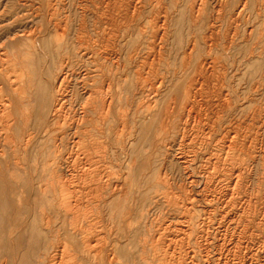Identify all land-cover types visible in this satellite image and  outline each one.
<instances>
[{
	"label": "bare ground",
	"instance_id": "1",
	"mask_svg": "<svg viewBox=\"0 0 264 264\" xmlns=\"http://www.w3.org/2000/svg\"><path fill=\"white\" fill-rule=\"evenodd\" d=\"M45 2V7H41L51 15L60 12V8L65 10L67 4L70 10L79 12L82 20L77 33L82 35L75 40L77 46H72L61 58L51 91L47 93L50 95L47 105L43 79L41 93L37 90L41 94L38 111L34 112L31 97L35 95L30 91L33 79L32 76L26 79L27 69L20 59L18 73L15 79L12 77L13 103L8 101L3 105V100L0 101L5 117L11 118L8 129H14L17 136L15 139L11 133L5 141L9 139L12 151L23 155L14 160L6 157L9 159L7 165L5 162L7 178L14 190L18 184L24 185L29 176L34 185L39 170L56 178L63 179L66 173L74 177V181L66 180L58 189L53 185L51 189L41 185L38 188L39 196L52 204V209L42 211L43 221L45 228L55 232L57 241V244L48 243L39 264H84L85 261L89 264H264V196L260 194L264 186V75L254 79L246 90L240 86L234 90L240 106L237 102L233 106L229 92L221 85L212 95L205 91L216 67L212 59L215 51L229 54L232 49L239 55L238 49L242 47L236 43L238 31L234 28L227 31L224 42L220 43L223 13L233 2L231 20L237 21L250 6L257 20L255 27L244 33L251 45L238 58L239 65L256 59L258 68L264 70V0H214L215 20H207V0H190L187 13L199 31L180 47L181 64L177 69L169 66L166 53L169 50L177 53L176 47L171 48V10L179 5V0H98V5L87 0ZM90 6L93 15L97 12L92 31L93 69L81 70L77 60L91 57L82 46L87 23L84 15ZM61 24L57 25L61 36L56 35L59 42L56 41L66 45L69 17ZM62 36L65 39L61 42ZM31 53L30 57L35 55V51ZM190 74L192 78L186 80ZM146 75L152 76L153 82L146 83ZM79 96L85 97L84 104H78ZM215 101L217 104L210 109L209 102ZM194 105L199 107L200 114L192 112ZM91 114L93 136L87 135L85 129ZM48 122H52V128ZM41 123L43 127L39 129ZM145 123L155 127L154 152L148 156L152 158L149 171L152 177L136 194L132 193L133 203L124 213L125 219L116 229L104 231L103 209L109 198L127 192V177L136 170L139 158L132 156L129 147L137 143V134ZM36 129L41 136L33 133ZM177 140L179 147L174 150ZM31 149L35 151L33 164L25 162ZM4 155V149H0V159L7 156ZM171 159L183 175L180 187L168 166ZM258 173L261 175L255 190L253 178ZM19 176L23 177L20 183ZM88 179L93 180L94 186L93 219L87 218L83 223L81 188ZM42 199L39 198L40 203ZM21 202L22 199L18 200L19 205ZM70 217L76 222L66 224ZM53 226L56 229L52 230ZM7 228L11 242L19 230L11 222ZM61 251L65 258L60 262Z\"/></svg>",
	"mask_w": 264,
	"mask_h": 264
},
{
	"label": "rangeland",
	"instance_id": "2",
	"mask_svg": "<svg viewBox=\"0 0 264 264\" xmlns=\"http://www.w3.org/2000/svg\"><path fill=\"white\" fill-rule=\"evenodd\" d=\"M87 1L88 2L92 1L95 4H97L98 0H87ZM179 1H180L179 5L176 8H173L171 10L173 13L172 14V23H171V36L173 38V43H171V48L176 47L177 53L174 52L175 50H173L171 53L169 50L170 48H168L169 52L166 53V55H167L166 61L169 63V66L171 68H176V69L181 64L182 48H180V47H184L186 44V41L189 38L195 36L196 33L199 31V29L192 24V21L189 18V13H187L188 12L187 7L189 5L190 0H179ZM207 1H208V7L206 8L207 9L206 13L208 15L207 20L208 19L209 20H213V19L215 20V18H217L216 12H214L212 9V5L214 3L212 1H214V0H207ZM32 2H30V0H21V1H18V0H0V87H1L0 88L1 89L0 90V101L3 100L1 102L2 104H3V102L6 103L8 101H12V103H13V99L15 98V96L13 95L14 93L12 94V92H13L12 83H13V80L15 79V77L18 73V70L20 68V64H21L20 62H22V65H24L25 68L27 69V71L25 73L26 79L28 76H32V79H33L32 87H31V89H33V90L30 89V91L32 93V96L33 95H35V96L31 97L32 98L31 100H32V106L34 107L33 110H35L34 112H37L38 111V108H37L38 104L37 103H38L39 97L41 95L40 94L41 93L40 88L43 86L44 92L46 91L45 92V96H46L45 97V104L47 105L48 104L47 101L50 97V95L49 94L47 95V93H50V91H51V82H53L55 79V74L58 71L57 69L59 68L61 58L63 56H66L65 52L70 50L72 48V46H75V47L77 46V43L75 40L77 37L82 35V34L78 35V33H77L79 26H80V23H81V20H82V15L79 12L75 13L73 9L70 10L71 7L68 4H67L65 10H64V8H62V9L60 8L59 9L60 12L58 11L57 14L51 15L50 13H48L47 11L42 9V7H41V5L43 7H45V3H46L45 0H37V1H32ZM76 2H77V0H76ZM30 3H32V4H30ZM167 4H168V6H170L169 1L167 2ZM171 4H172V2H171ZM233 5L235 6L234 2L230 6L228 5L227 8L225 9L224 13H223L224 14L223 15L224 16V21H223L224 23H222V25H221L222 28H221V35H220V43L222 44L224 42V36H226L227 31H229L230 29H231L230 31H234V29H235L236 32L237 31L239 32V33L238 32L236 33V35H238V36H236V43L239 45H242V47L238 49V51H240L239 55H238V53H236L237 50L234 51L232 49L229 51V54L224 53L223 51L220 52V50L215 51V53L213 54L214 56L212 55V59H215L214 61H216V67L212 70L213 75L210 76V78H209L210 84L208 85V88L205 91L209 95H212L214 93V91L217 90V88L220 87V85H221L229 92V95L231 96V102H232L233 106H235L236 102L238 100V97H237L236 93H234V90L237 89L239 86L242 87L244 90H246L249 87V85L253 82L254 79H258L261 76V74L264 75V70H263V67L261 70L258 68V63H255L256 59L245 62L244 65L243 64L239 65L238 60L240 59V57H243L244 53L246 52V49L248 51V49L251 45V42L246 41V40H248V38H247V35H245L244 33L246 32V30L252 28L253 26L255 27V25L257 24V22H256L257 20L255 21L254 14L252 13V10H251V6L248 9H246L240 15L239 18H237V21H234L233 19L231 20L230 17H231L232 12L235 8V7H233ZM36 7H37V9H36ZM39 7L41 8V11L38 10ZM30 8L31 9L34 8V9L31 10ZM67 9L70 11L67 12L68 11ZM34 10H35V12H34ZM42 10H43V12H42ZM32 12H34V13H32ZM48 14H50V15H48ZM64 15H65V17L66 16L69 17V33H68L67 37L64 36L66 39L63 36L61 37V39H62L61 42L65 39L69 44L59 45V44H57L59 42V40L56 38L57 37L59 38V36H61V34H59L60 30L57 29V25H59V23H60V25H62L61 22H63V19L65 20ZM84 16H85V22H87V23L85 24L86 30L83 32L84 33L83 37H84L85 41L83 42L82 46H83V48H85V50L87 52L90 53L89 56H91V57L86 59V61L77 60V67L78 68L80 67L81 70H84V68H86V67L93 69V54L92 53H93V38H94V36H93L92 31L94 30L93 29L94 28V25H93L94 21L93 20L97 19V12L95 13V15H93V6H90L88 13H86ZM78 17H79V20H78ZM244 21H246V22H244ZM231 22L234 23L232 26L230 24ZM259 22L261 23L262 20H259ZM237 24H239L238 28L236 26ZM97 27H99V26H97ZM56 30H57V33H56ZM21 35L23 37H21ZM56 35H57V37H56ZM28 36L32 37L34 42H32L31 41L32 39L31 38L29 39ZM25 37L28 39H26ZM12 40H13V42H12ZM56 40H58V42ZM245 43H246V45H244ZM33 50L35 51V53ZM31 52H33L35 55L30 57L29 54ZM33 53H31V54L33 55ZM27 54H28L29 58H28V56H26ZM45 54L47 55V58L45 57L46 56ZM223 54H224V56H223ZM36 56H37V58H36ZM48 57H50V58H48ZM48 59H50V60H48ZM45 61H47V62H45ZM262 62L264 63V57L262 59ZM149 63H150L149 61L146 62L145 67L147 70L150 67ZM82 66H83V69H82ZM6 68H7V70H6ZM12 69H13V71H12ZM131 76L129 77L130 79H132ZM192 76H193V74H190L189 76L186 77V80L187 79L190 80L192 78ZM145 77H146L145 78L146 83L150 84L151 82H153L152 76L146 75ZM41 80H43V85L41 84L42 86L40 85ZM241 83L244 85H241ZM35 84H37V85H35ZM36 86H38L39 89ZM176 86L178 87V85H176ZM37 90L40 93H38ZM68 90L71 93L72 87L70 86V88ZM176 90L178 92L180 91L179 88ZM32 91H34V92H32ZM34 93H36L38 96H36V94H34ZM131 93H132V91H131ZM10 94H11V96H10ZM36 97H38V98H36ZM84 101L86 102V99L84 96L78 97V104H80V103L84 104ZM1 103H0V107H2V108H0V112H1L0 113V137H1L0 138V140H1L0 145L2 144L3 148L0 147V149H4L5 155H7V156L4 155L5 157L0 159V161H1V163H0V165H1L0 166L1 167L0 174L1 175L5 174V176L0 175V180H3V181H0V185L2 186V187H0V192H1V194H0V264H1V262H5V261H6L5 264H39V260H40L39 257L44 252V249L48 245V243L51 241H54V243L57 244V241L55 240V232L48 230L47 227H46L47 228L46 229L45 225H44V221H43L44 218H43L42 211L43 210L48 211V209H52V206H51L52 204L51 203L47 204L42 199V197L39 196L40 194L38 192V188L41 185L42 187H47L48 189H51V186L53 185V187L55 189H58L61 187L60 185L63 184L66 180L70 179L71 181H74V177L70 176V175H68V173H66L65 174L66 176L63 179H62V177L56 178V176L51 175L49 173L48 174H42L39 170L35 176L36 178L34 177V180H35L34 185H32V178L29 176V177H27V181H25L24 185L18 184V187L20 185L21 186L19 188L16 187V190H14L13 185L11 184L9 179L7 178L9 171L7 170L6 165L8 164L7 162L9 159L14 160L18 157L21 158L23 155H19L18 153L16 154L12 151L11 147L9 146L11 144V143H9V139L5 141L6 137L9 136L11 133H14L15 130L14 129H11V130L8 129L9 123H11V120H10L11 118L5 117L7 114L3 112L4 106H2ZM216 104H217L216 101L213 104H212V102H209V108L213 109V105H216ZM5 105H7V104H5ZM237 105L240 106V103L237 102ZM32 106H31V109H32ZM194 107L195 108H194V110H192V112L195 111L196 113L200 114L199 107L197 105H194ZM44 109H46V107ZM9 111H10L9 112V114H10L12 111V106H10ZM31 112H32V110H31ZM30 115H31L30 121H32L33 115H34L33 112ZM1 117H2V119H1ZM90 119H89V122L88 121L86 122L85 129L87 131V135H90V133H91V136H93V114H91ZM185 119L186 120L189 119L188 111L185 113ZM1 121H3V123ZM4 125H6V126H4ZM48 125H50L49 128L53 127L52 122H51V124L49 123ZM42 127H43V123H41L38 128L42 129ZM148 127H150V128H148ZM1 128H2V130H1ZM4 130L7 131L6 132L7 134L5 133ZM139 131L140 132H138V134H137V140H136L137 143L135 142V143H133V147H131V146L129 147V150L133 154L132 155L133 157L136 158L139 156L138 159L136 158L137 159L136 170H135L136 172L135 171L132 172L131 175L128 176L129 178L127 177V180H126L127 192L126 193L121 194L120 197H114V198L108 199L109 204H107L103 209V218L101 221V226H102V229L104 231H107L109 229L114 230L117 228L118 224L123 219H125V214L128 211L129 207L133 203L131 196L136 194L135 191L138 190L140 188V186H142L145 182H148L152 177L151 173L149 172L152 169V163H150L152 158H150L148 156H151V154L154 152L153 145H154L155 127H151L145 123L144 125H142L140 127ZM145 132H147V134ZM148 132H150V134ZM33 133L36 134V136H41L38 132V129H36V131H34ZM140 134H141V136H139ZM144 135H146L145 138H144ZM14 136L16 139L17 136L15 133H14ZM151 141H153V142H151ZM151 143H152V145H151ZM37 144L38 143L36 142L35 148H36ZM137 145H138V147H137ZM173 145H174V150H176V148L178 149L179 141L177 140L176 143H174ZM185 145L186 144H184V146ZM7 146H9V148ZM90 147H91V151L93 153V146H90ZM34 149L30 150L31 153L29 151L30 155L28 154V156L26 157L27 159L25 158L26 159L25 162L27 161L29 164L34 163V160H35V157H34L35 151H33ZM10 153H12L14 156L11 155ZM140 154H142L143 157ZM6 157H8V158L11 157V158L8 159ZM12 157H13V159H12ZM147 158H148V160H147ZM171 161H172V159H171ZM5 162H6V165H5ZM28 163H26V164H28ZM175 164H176V162L172 161L171 164L168 163V166L171 169V171L173 172V174H175L173 177L175 179V183L177 184V187L178 186L180 187L181 184L183 183V175L179 172L177 167H175ZM147 166H149V169ZM2 167H4V170ZM146 167H147V169H145ZM2 170L4 172H2ZM147 172H149L148 175H147ZM145 175H147V176L145 177ZM260 175L261 174L258 173L256 175V177L253 178V188L255 190L258 189L257 180L260 178ZM4 180H7V181H5L7 183L6 185H5ZM18 180L20 183L23 180V177L19 176ZM93 187H94L93 186V180L91 181L90 179H88L85 182V186L83 188H81L83 200H84L83 206L81 209V213L83 215L81 218V221H83V223H85L87 218L93 219ZM262 189L264 190V186H262ZM262 189H260V194L262 196H264V192ZM1 190H3V191H1ZM132 193H133V195H132ZM255 193H257V192H255ZM14 195H15V199L13 198ZM27 196H29V197H27ZM17 198H18V200L22 199V202L20 203V205L18 204ZM39 198L42 199L41 201L43 203L39 202L40 201ZM119 205H121V206H119ZM125 206L127 209L125 208ZM107 207H109V208H107ZM38 213H39V215H38ZM40 213L42 214V216ZM107 214H108V217H107ZM41 218H42V220H41ZM111 219H112V221H111ZM10 222L14 223V225H16L17 230H19L18 231L19 234L15 233L16 235H14V237H13L14 240L11 242L8 240L9 239V235H8L9 233H8V228H7ZM73 222L75 223L76 221L71 217L66 220V224L73 223ZM41 224H43L42 225L43 230H46V231L42 230V226L40 227ZM58 226H59V224H58ZM54 229H56V226L52 227V230H54ZM52 232H53V234H52ZM64 258H65V254L61 251V253L59 254V261H60V259H61V261L64 260ZM89 263L90 262L85 261L84 264H89Z\"/></svg>",
	"mask_w": 264,
	"mask_h": 264
}]
</instances>
